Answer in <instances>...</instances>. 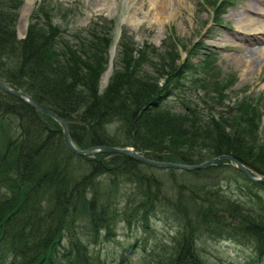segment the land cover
<instances>
[{
	"label": "trees",
	"instance_id": "obj_1",
	"mask_svg": "<svg viewBox=\"0 0 264 264\" xmlns=\"http://www.w3.org/2000/svg\"><path fill=\"white\" fill-rule=\"evenodd\" d=\"M20 2L0 0V77L66 118L77 147L133 146L156 151L150 156L158 160L181 163L229 153L264 174L255 104L243 100L235 108L220 109L235 113L227 122L229 129L213 114L202 120L198 108L190 107L188 116L162 105L188 66L215 63L212 53H204L198 67L189 59L176 63L178 51L164 55L153 47L154 54L138 48L135 55L123 28L116 46L119 57L100 91L115 19H92L85 33L69 38L42 0L30 15L25 37L18 38ZM221 12L215 11L214 17ZM212 72L201 84L214 97L209 109L223 106L224 89L234 80L220 82V73ZM60 124L0 87V264H108L92 245L110 240L122 220L148 230L149 218L158 212L172 218L176 229L171 242L158 241L149 251L142 248L141 264H207L198 245L203 234L252 242L256 252L248 264L264 258V194L259 192L264 182L252 181L233 167L245 177V184L236 179L234 185L247 197L234 198L212 184H178L188 195L169 197L164 181L143 172V162L124 153H73ZM225 161L229 163L219 160L214 165ZM135 241L123 248L121 261L136 247Z\"/></svg>",
	"mask_w": 264,
	"mask_h": 264
},
{
	"label": "rangeland",
	"instance_id": "obj_2",
	"mask_svg": "<svg viewBox=\"0 0 264 264\" xmlns=\"http://www.w3.org/2000/svg\"><path fill=\"white\" fill-rule=\"evenodd\" d=\"M20 1L17 8L15 34L16 37L23 38L28 29L30 15L40 7L42 0H31L32 4L30 3L25 20L22 13L28 0ZM213 1L215 2V0H168L167 8L161 7V0H44L46 2L44 4L50 6L52 21L60 26L61 33L69 38L75 37V32L85 33L86 27L90 26L92 19L114 18L116 25L113 39L118 41L121 30L124 28L128 40L135 47V55H138V48L146 49L151 54H154L152 51L154 48V52L158 51L164 55L167 54L168 50L178 51L180 54L176 63L183 59H189V61L195 62L194 65L198 67L199 63L202 62L203 54L212 53L211 56L213 55L215 63L209 64L208 68L207 66L203 68L202 65L199 66V69L188 66L184 72L185 75L178 82H175L178 85L173 87V92L168 94V98L164 99L162 105L177 113L183 110L187 112L188 116L192 115L188 112L190 107L198 108L202 120L207 121L213 114L215 119L224 120L226 128L229 129L230 125L227 122L235 113L234 110H232L233 113L224 111L227 108L226 105L235 108L236 104L247 100L252 102V105L255 104L260 112L256 139L258 143L264 144V43L262 39L254 37L252 31H247L248 34L244 35V40L237 39L242 33L241 31L245 29L242 28L245 25L241 24L244 20H240V14L245 11L249 16L258 17L260 20L264 16L258 15L257 9L260 7L264 9V1L227 0L217 6L213 4ZM247 6L253 8L249 10ZM52 7L56 9H52ZM217 10L223 12L215 18V11ZM215 19L218 20L217 23ZM20 28H24L22 33L19 32ZM118 29H120V35L117 34ZM117 41L113 40L111 49L109 47L110 52L115 49L113 58L109 55L108 49L109 57L106 61V70L109 68L111 60L114 68V58L119 57L116 55ZM146 43L152 45L147 46ZM248 55L250 60L243 64L242 59ZM211 65L215 67L212 69ZM146 67L153 70L151 65ZM211 69L220 73L218 75L220 82L224 79L229 81L232 77L234 80L224 89V93L227 94L222 99L223 106L209 109V103L214 97H210L209 89L202 87L201 84L204 82V78H210V73H213ZM101 79L99 80L100 91L104 90L106 85ZM159 79L160 83L163 82V78ZM222 108L224 109L219 112ZM114 126L115 124L112 123V129H115ZM222 164L223 166L214 165L213 167L207 165L203 169L191 171L148 165V163L143 162L140 169L148 175H156L164 181V185H167L165 191L169 197L188 195L190 191L180 192L178 184L188 187L212 184V186H221L220 188L224 189V193H228L234 198L238 196L247 197L241 193L240 188L234 185L236 179L245 184V177L237 171L235 172L233 168L235 166L230 162L225 161ZM232 177L235 179L229 180ZM259 192L264 194L261 189ZM178 194L180 195L178 196ZM157 214L149 218L148 230L142 228L140 223L130 226L122 220L117 224L116 233L112 235L110 240L109 238L103 239L99 243H94L92 248L99 253L100 258H104L103 262L106 260L108 264H127L126 261L141 264L143 262L141 259L142 248L143 251H149V248L155 247L158 241H162V243L171 242V235L176 229V223H172V218L163 216L160 212ZM198 239L200 253L207 264H248L247 261L256 252L252 242L238 243L232 238L218 237L217 239L205 234ZM133 241H135L136 247L133 250H127L125 260L121 261L120 254L123 248ZM257 264H264V258Z\"/></svg>",
	"mask_w": 264,
	"mask_h": 264
},
{
	"label": "water",
	"instance_id": "obj_3",
	"mask_svg": "<svg viewBox=\"0 0 264 264\" xmlns=\"http://www.w3.org/2000/svg\"><path fill=\"white\" fill-rule=\"evenodd\" d=\"M120 29H118L117 34H119ZM120 35V34H119ZM117 40V39H116ZM110 55V54H109ZM112 58L114 55H110ZM110 59V58H109ZM103 74V73H102ZM102 76V75H101ZM100 76V77H101ZM102 78V77H101ZM0 87L4 89L6 92H10L14 95H16L19 99L21 98L25 102H28V105L33 106L34 108L39 109L40 111H44L49 113V115L52 118H55L60 122L61 124V129L63 132V138L64 141L67 145V147L72 150L73 153H79V154H95L97 151H116V153L121 152L126 154L127 157H131L135 159L136 161H142L144 163H148V165H158L159 167L165 166L169 168H179L180 170L186 169V170H197V169H203L207 165H214L219 160H228L233 166L238 167L240 171L244 173V175L249 177L250 180L255 181V182H264V174L255 172L250 166H247L243 164L242 161H240L236 156H232V154L229 153H224V154H218L215 155L213 158H208L205 159L204 161L200 162H180V161H169L166 159H161L158 160V158H155L150 155H156V151L154 150H136L133 146H118L116 147L115 145H104V144H96L87 146L86 148H80L75 145L74 142H72L71 139V132L69 128V121L66 120V118L60 116L56 111L51 110L49 106L45 105L43 102H39L35 97H33L31 94L29 95L28 92L24 91L23 89L19 88L16 89V87L7 85L6 82L2 80L0 77ZM150 156V157H149ZM220 215L223 216L224 219H226L225 214L223 212H219Z\"/></svg>",
	"mask_w": 264,
	"mask_h": 264
},
{
	"label": "bare ground",
	"instance_id": "obj_4",
	"mask_svg": "<svg viewBox=\"0 0 264 264\" xmlns=\"http://www.w3.org/2000/svg\"><path fill=\"white\" fill-rule=\"evenodd\" d=\"M162 2H160V4H161V7H165V8H167L166 7V5H167V1L168 0H161ZM173 1V0H172ZM260 1H264V0H260ZM170 2V1H169ZM30 3H31V0H28V3H27V5L26 6H24V9H23V16H24V20L26 19V13H27V11H28V8H30ZM178 3H180V2H178ZM256 3V2H255ZM258 3V2H257ZM32 4V3H31ZM259 6V5H258ZM176 7V6H175ZM257 7V6H256ZM256 7H254V8H256ZM174 8V7H173ZM180 8V7H179ZM178 8V9H179ZM247 8H249V10H251V8H253V7H251V6H247ZM169 9V8H168ZM171 10V9H170ZM181 11V10H180ZM172 12V11H171ZM257 14L258 15H263L264 16V9H262L261 7L259 8V9H257ZM167 17V16H166ZM240 20H244L241 24L242 25H245V26H243L242 28H245V29H243L241 32L242 33H240L239 34V38H237V39H243L244 40V35H246V34H248V32H250V31H252L251 33H253V35H254V37H257V38H259L260 40L262 39L263 40V43H264V17H262L260 20L258 19V17H254V16H249L247 13H245V11H243V13L242 14H240ZM168 18V17H167ZM165 19V18H164ZM161 20H162V18H161ZM136 21V20H135ZM24 27V26H23ZM23 30H24V28H20V33H22L23 32ZM248 31V32H247ZM248 36V35H247ZM252 41V40H251ZM114 50L115 49H112V51H111V55H113V53H114ZM260 52H261V50H259ZM262 53H263V51H262ZM257 54H259V52H257ZM253 55H254V53H253ZM251 57H253V56H251ZM250 60V56L248 55V57H245V58H243L242 59V63L243 64H245V62L246 61H249ZM248 63V62H247ZM110 64V66H109V68L106 70H104L103 71V74H102V79H101V81H103V83H104V85H105V83L107 82V80L109 79V75H110V73L112 72V60H111V63H109ZM252 64H253V62H252ZM245 66V65H244Z\"/></svg>",
	"mask_w": 264,
	"mask_h": 264
}]
</instances>
